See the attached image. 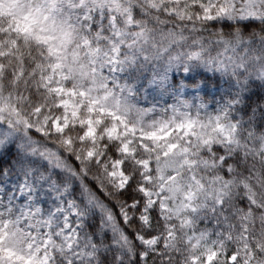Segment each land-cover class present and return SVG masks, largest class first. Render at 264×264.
<instances>
[{
	"label": "snow or ice",
	"instance_id": "6c2138e0",
	"mask_svg": "<svg viewBox=\"0 0 264 264\" xmlns=\"http://www.w3.org/2000/svg\"><path fill=\"white\" fill-rule=\"evenodd\" d=\"M0 264H264V0H0Z\"/></svg>",
	"mask_w": 264,
	"mask_h": 264
},
{
	"label": "trees",
	"instance_id": "16d2710c",
	"mask_svg": "<svg viewBox=\"0 0 264 264\" xmlns=\"http://www.w3.org/2000/svg\"><path fill=\"white\" fill-rule=\"evenodd\" d=\"M9 19H5L3 17H0V22L7 23Z\"/></svg>",
	"mask_w": 264,
	"mask_h": 264
},
{
	"label": "rangeland",
	"instance_id": "374dc122",
	"mask_svg": "<svg viewBox=\"0 0 264 264\" xmlns=\"http://www.w3.org/2000/svg\"><path fill=\"white\" fill-rule=\"evenodd\" d=\"M0 17H3V18H5V19H10V18L7 16V14H6V10H5V14L0 15Z\"/></svg>",
	"mask_w": 264,
	"mask_h": 264
}]
</instances>
